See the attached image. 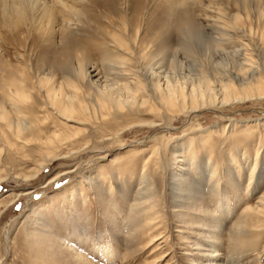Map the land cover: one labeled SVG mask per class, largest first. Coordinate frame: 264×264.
<instances>
[{
  "label": "rangeland",
  "instance_id": "374dc122",
  "mask_svg": "<svg viewBox=\"0 0 264 264\" xmlns=\"http://www.w3.org/2000/svg\"><path fill=\"white\" fill-rule=\"evenodd\" d=\"M263 57L264 0H0V112L5 79L30 98L27 143L0 123V264H211V246L222 264H264V97L218 94L264 77ZM38 78L88 119L60 120ZM165 84H209L214 103L175 115ZM100 96L129 109L101 121ZM244 121L258 124L221 132ZM38 128L68 138L47 149Z\"/></svg>",
  "mask_w": 264,
  "mask_h": 264
},
{
  "label": "bare ground",
  "instance_id": "6f19581e",
  "mask_svg": "<svg viewBox=\"0 0 264 264\" xmlns=\"http://www.w3.org/2000/svg\"><path fill=\"white\" fill-rule=\"evenodd\" d=\"M119 53H121V52L119 51ZM248 61H249V59L242 58V62L243 63H241V64L243 66H246V68H247L249 66ZM119 64H120V61H119ZM112 69L113 68H111V65H110V67H108L106 69H103L102 73H103L104 77L107 76V75H110L112 77L111 74L115 73V72L114 73L112 72ZM92 71L95 72L96 70H92ZM99 73L100 72L97 71L92 76H91V74L89 76H87L88 81L89 82L91 81L89 79L91 77H97L99 75ZM117 74L124 75L123 73H119V72ZM260 74H261V72H260ZM262 75H258L257 77L252 76L248 80L244 79V76H243V78H240V79L234 77L235 78L234 80H230L229 82L223 83L219 87V93L218 94L222 98L221 101L219 100L220 101L219 104H223V102H226L227 100L228 101L229 100L237 101V100H244V99L247 100V98H251L252 99L253 97H255V98L264 97V77ZM100 76H101V74H100ZM201 80H202V78H201ZM203 80H205V78ZM37 81H38V85H39L40 89L44 92L43 94H44L45 99L48 102V104H47L48 108H50V110L53 111L60 120H63L66 123H71V124L80 126V124L82 122L81 120L88 119L87 118V111H86V107L87 106L83 105L81 103L82 101L80 102V101H77L75 99L76 102H77V105L73 104V103H76V102H74L75 101L74 99H72V100L69 99L67 102H64L63 101V97H68V96H66V95L64 96L63 92L60 93V94H58L57 92H53L52 93L51 89L40 86L41 83L39 82V78L37 79ZM203 83L205 84L206 82L203 81ZM195 84H197V83H195ZM4 85L7 87V90L2 92L5 103L3 102L2 105H1L2 106L1 107L2 111L0 112V123L2 122L4 128L12 135L13 138L18 139V141H20L19 143H22V144L27 143V141L30 140V139H26L25 137L22 136V133H24L26 131L25 130L26 128L23 127L24 126L23 122H25L24 121L25 117H24L23 112L21 111V108L23 106H25V104H27V100L29 98V94L27 93V90H26V88L24 86V82L21 81L20 79H17V78L15 79L14 77L10 78L8 80L5 79L4 80ZM165 86H166V84H165ZM174 86H175V84H174ZM159 87H160V85H159ZM195 87H197V86H195ZM208 87H209V84L208 85L206 84L205 88L203 87L204 89L202 87L201 88L197 87L198 89H195L194 87L191 86V87H189L191 89H189V93L188 94H187V92L186 93L184 92V90H183L184 87H181V89H179L180 87L178 89H176L175 87H171V86H166V87L163 86L164 89L162 90V89L158 88V86H157V88H155L154 91H155L156 96L158 97L157 99H158V102L160 104L159 106H161V107L163 106L169 112H171V113H173L175 115L179 114V113H184V112H189V114H191L192 112L196 111L197 108H199L198 106H203L205 104V100L209 101V102L207 101L208 105L214 103V102H212L213 98L211 99V96H209L210 94H207V90H211L213 88L210 89ZM58 91H61V90H58ZM130 93H132V92H130ZM133 93H135V92H133ZM208 93H210V92L208 91ZM103 95H105V94H103ZM110 99H112V98H110ZM110 99L108 97L107 98H103L102 96H100L99 100L97 99V102L99 103L97 106H99L98 108L100 110L99 114H100V112L102 113V114H100V118H98V119H100L101 121L105 120L110 115L109 112H111L112 109L115 112H117V113H122V112H125L126 110L129 109L128 108V109L125 110V107L122 104V100L123 99L121 100V103H117L116 99H114V101L116 102L115 105L110 103V101H109ZM140 101H141L142 104H144V101H142V100H140ZM118 102H120V99H119ZM129 103L130 102H128L127 104H129ZM131 103H132V101H131ZM4 104H6L9 107L8 108L9 110L3 108ZM187 104H189V105L186 106ZM134 105H136V104L132 103V105L130 104L129 107L130 108H132V107L134 108ZM135 107H137V106H135ZM148 107H149V104H148ZM153 108H155V107L153 106ZM147 109H149V108H147ZM156 109H157V107H156ZM93 114H94V110H93ZM257 124H258L257 121H252V122L244 121V122H241L239 124L238 123H233L231 126L227 125V123H226V124L221 125L220 127L222 129V131H221L222 133L227 132L228 128H230V127L236 128L237 126H238V128L242 127V129L245 130V131L246 130L253 131L255 129V127L257 126ZM149 126L152 127V128H158L160 125H158L157 122L153 121L152 123H150ZM42 131H43V129L38 128L36 135H38V137H41L39 135V133H41ZM76 131H77L76 133H72L71 135L78 134L79 131L78 130H76ZM71 135H69V136H71ZM0 136L3 137L4 139L7 138V134L5 133V130L2 129V128H0ZM57 137L58 136L56 134H51V135H48L46 138L41 137L43 139L39 138L37 141L43 142L42 146L43 147H47V149L48 148L58 149L59 146L61 145L60 142L65 140L66 138H68V136L66 138H63V139H60V140H58ZM232 137L234 139L236 138V136H232ZM19 138H20V140H19ZM131 150H129V151H131ZM173 157L175 159H176V157H178L177 158L178 159L177 162H182V160L179 159V155L177 154V152H173ZM57 159L59 160L61 158H57ZM207 165H209V163H207ZM251 168L255 169V166H252ZM178 170H181V168L179 167ZM178 179H180V178H178ZM143 183H145V181ZM174 191H175V193L176 192L178 193V189L177 190L175 189ZM143 194H144V192L142 193V195ZM178 194L181 195V193H178ZM24 195L25 196L29 195V193H24ZM255 208H256L255 210L260 209V210H258L259 211L258 213H260V217H262V215L264 214V197L259 201V204ZM252 209H247L246 212H248V211H250ZM44 237H46V236H43V237L41 236V238H42L41 242H44V241L47 242V240H45ZM210 248H211V250L209 249L210 253L211 254L212 253L215 254V255L211 256L213 258L215 257L214 260L211 262V264H222V263H220L221 262L220 261L221 254L218 252L217 248L214 249L213 246H211ZM106 253L107 252L105 251V255H107ZM79 255L75 256L76 258H74V259H76L77 262H83L84 263L85 260L84 261L81 260L82 257L80 258ZM109 258H110V256H109ZM85 264H86V262H85Z\"/></svg>",
  "mask_w": 264,
  "mask_h": 264
}]
</instances>
